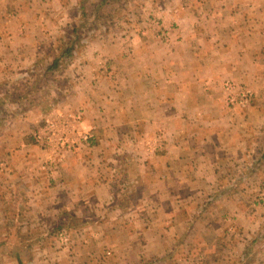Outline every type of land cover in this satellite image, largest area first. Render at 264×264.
I'll return each mask as SVG.
<instances>
[{
	"label": "crops",
	"instance_id": "0c3cea01",
	"mask_svg": "<svg viewBox=\"0 0 264 264\" xmlns=\"http://www.w3.org/2000/svg\"><path fill=\"white\" fill-rule=\"evenodd\" d=\"M86 1L91 0H0V264H37L39 259L32 258L37 246L33 245L51 235L47 231L33 235L31 222L16 220L19 211L6 217L5 210L21 205L27 211L30 205L50 203L49 193L42 198L41 188L48 177L40 171L43 157L28 136L35 122L30 115L44 111L32 92L38 78L33 69L44 61L37 51L44 46L32 35L47 33L44 19L48 23L50 18L58 22L77 18L84 10L78 3ZM158 6L157 16L176 21L189 17L191 25L180 21L168 44L136 39L116 45L108 39L91 41L88 56L76 61L77 85L90 83L84 87L88 92L81 89L82 84L75 87L77 107L90 119L106 117L95 121L94 148L83 156L68 155L53 174L55 182L47 179L46 190L57 185L58 199L51 205H57L60 212L51 233L75 229L85 204L101 201V206H111L113 214L85 222L84 235H75L74 240L91 247L68 246L55 256L44 255L40 264H82L81 258L109 264L115 255L128 252V256L131 251H137L135 258H166L185 235L191 239L188 251L207 255L223 240L220 225L227 214L238 221L241 217L237 205H218L219 199L216 205L205 202L216 179L226 175L218 165L233 167L247 155L249 161H260L258 171L264 172V144L247 143L249 137L253 139L251 134L264 139V0H234V9L223 10ZM127 49L132 53L129 56ZM104 66L107 73L101 72ZM86 69L90 71L84 74ZM229 79L248 86L254 95L250 108L241 111L226 106L223 83ZM128 124L157 130L162 153L156 162L160 168L154 160L140 166L135 158H123L121 171L133 167V173L124 171L131 192L143 195L133 202L134 210L127 212L115 204L110 176L102 175V160L92 152L101 145L125 142L118 131ZM112 130L115 136H105ZM185 189L188 194L182 201L189 205H173L174 195ZM233 241L237 242L234 236ZM253 256L263 260L264 251H255Z\"/></svg>",
	"mask_w": 264,
	"mask_h": 264
},
{
	"label": "rangeland",
	"instance_id": "374dc122",
	"mask_svg": "<svg viewBox=\"0 0 264 264\" xmlns=\"http://www.w3.org/2000/svg\"><path fill=\"white\" fill-rule=\"evenodd\" d=\"M165 4L168 9L174 7L180 11L195 9L223 10L234 9L235 7L234 0H172V2L167 1V3L163 0H113L108 4L91 0L78 3V6H82L81 8L84 10L79 13L77 18L60 19L59 22L57 19L50 18L48 23L44 19L43 26L46 30L43 31L47 33L32 35L35 36V42L37 41L38 44L44 46V50L37 51L44 59L43 65L35 66L34 72H32L39 78H35L32 83L33 97L39 105L43 104L44 111H38L30 115L35 122L33 128H29L28 136L31 137L33 145L38 150L37 152L43 157L40 171L48 173V177H45V186L41 188L43 190L42 198L46 199V195L49 193L50 203L47 204L48 206L30 205L31 208L27 211L21 205H9V207H5V210L8 208L6 217L14 213L17 214L19 211V217L16 220L23 223L27 220L31 222L30 228L33 229V235L43 234L46 231L51 234L42 243L39 241L33 245L37 246L33 249L35 252L32 257L33 259H39L37 264L41 263L40 259L44 255L49 253L51 256H55L54 253L62 252L68 246L84 245L91 247L85 242L79 241V239L74 240L75 235H84V231L88 229L84 225L85 222H90L93 218L105 220L108 215L113 214V211L109 208L111 206H101V201L94 202L96 205L86 206L85 204V206H82L87 208L84 213L82 212V216L76 219L75 229H62L61 231H55L54 234L51 233V230L55 229L52 224L56 223L60 212L57 205H51L52 202H56L58 199L57 185L46 190L48 186L47 179L55 182L53 174L58 170V165H61L68 155L80 154L83 156L94 148V132L97 131L96 128H93L96 127L95 121L106 117L105 115H99V118L90 119L89 114H85L80 106L77 107L74 101V94H77L75 87L82 84L81 89L86 90L84 87L90 86V83L87 80V85L85 82L77 85L79 74L76 61L88 56L86 51L91 41L95 43V41L99 42L101 39H108L111 45L121 42L132 43L133 39L150 43H170L171 31L179 28L180 21L184 23L186 20L191 25L192 20L187 17L188 19L184 18L176 21L171 18L157 16L158 5L164 7ZM65 49H70V53L68 56L60 57ZM128 49L131 50L132 47ZM128 49L127 55L129 56L132 53ZM56 58L59 59L58 66L51 69V63ZM89 71V69L82 70L84 74ZM108 71L107 67H101V72L107 73ZM84 80H86V77ZM227 82L246 87L250 91L247 85L234 79L224 81L223 87ZM121 85V83L116 84L122 89ZM93 90L96 91V88H93ZM113 90L117 89L114 88ZM86 91L88 92V90ZM253 101L254 95L252 94V101L248 108L252 106ZM226 106L234 109L227 103ZM239 110L244 111L246 109ZM114 132V130L108 131L105 136L111 138V136H115L113 135ZM119 133L122 134L125 142L118 144L120 143L119 140L118 143L114 142L108 146H98L99 149L93 151L92 154L102 160V175L107 173L110 176L108 178L110 190H112V193L116 192L112 196L115 198V204L121 205L124 208L123 210L128 212L134 210L135 205H133V202H136L137 198H141L143 195L141 191L131 192V184H128L130 180L126 181L124 171L130 170L132 172L133 167L130 166L121 171L124 169L123 158L126 156L132 159L135 158L140 166L143 163L147 165L151 160H154L157 164V157L161 156L162 150L160 149L161 146L158 145L157 130L153 131L147 128L142 130L138 128V124H128L119 129ZM38 134L46 142L44 146L36 142L35 136ZM251 135H253V139L249 137L247 143L253 145L264 144V139L258 138L259 134ZM86 136L88 140L84 139ZM255 137H257L256 140H254ZM139 160H143V162L140 163ZM233 165V167L227 165L224 168L218 165L219 169H222L221 174L226 175L216 179L214 185H212L213 188L204 196L207 204L216 205L215 201L219 199L218 205H237L240 210H238L241 215L239 221L238 218L234 219L227 214L226 220H223L224 225H220L221 234L223 231L224 234L221 236L223 240L218 244L219 248L217 250L204 256L195 250V252L188 251L191 239L184 234L181 244H173L176 250L169 257L135 258L134 255L137 254V251H131L128 256H126L128 252L121 253L120 257L115 255L113 259L107 262L109 264H214L218 261L219 264H264V259L261 260L259 256L258 258L253 256L255 251H259V253L264 251V172L258 171L262 165L260 161H249L247 155L243 161L235 162ZM157 167H159L158 164ZM232 171H234L233 176H229ZM130 175L133 176L134 174ZM187 194L186 189L175 194L172 199L173 205H189L182 201V198ZM20 208H22V212H20ZM69 211L73 213L72 210H66L67 213ZM11 224H13V221ZM48 224L49 226H47ZM16 225L15 223L13 227ZM13 227L11 230L14 233L15 229ZM178 230L183 234V229L180 226ZM54 235H58V237ZM233 236L237 239L236 243L233 241ZM72 240L74 242H71ZM211 254L215 256L212 257ZM215 257L217 258L215 259ZM102 262L101 259L81 258L82 264H103Z\"/></svg>",
	"mask_w": 264,
	"mask_h": 264
},
{
	"label": "built area",
	"instance_id": "2783aa9c",
	"mask_svg": "<svg viewBox=\"0 0 264 264\" xmlns=\"http://www.w3.org/2000/svg\"><path fill=\"white\" fill-rule=\"evenodd\" d=\"M223 88L226 95V103L234 109H247L250 106L252 94L246 87L227 82ZM84 139L88 140V137L86 136ZM35 140L41 146H44V143H46L39 134L35 136Z\"/></svg>",
	"mask_w": 264,
	"mask_h": 264
},
{
	"label": "trees",
	"instance_id": "16d2710c",
	"mask_svg": "<svg viewBox=\"0 0 264 264\" xmlns=\"http://www.w3.org/2000/svg\"><path fill=\"white\" fill-rule=\"evenodd\" d=\"M69 53H70V49H65L64 52L61 54L60 57H62V56H64V55L68 56ZM60 57H59V59H60ZM59 59L56 58V59H54V60L52 61L51 66H50L51 69H52V68H55V67L58 66V61H59Z\"/></svg>",
	"mask_w": 264,
	"mask_h": 264
}]
</instances>
